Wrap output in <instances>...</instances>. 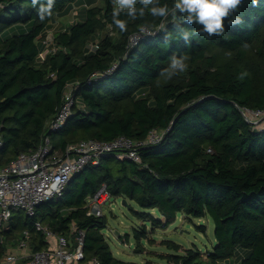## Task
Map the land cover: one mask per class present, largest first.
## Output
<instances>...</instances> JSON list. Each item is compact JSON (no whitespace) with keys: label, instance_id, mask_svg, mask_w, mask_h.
Returning a JSON list of instances; mask_svg holds the SVG:
<instances>
[{"label":"trees","instance_id":"trees-1","mask_svg":"<svg viewBox=\"0 0 264 264\" xmlns=\"http://www.w3.org/2000/svg\"><path fill=\"white\" fill-rule=\"evenodd\" d=\"M78 2L55 0L52 15L40 21L29 0H0V165L38 146L70 86L76 97L73 113L50 133L60 153L84 139L145 138L153 128L165 133L140 150L141 161L110 153L87 166L34 217L14 211L2 232L0 260L25 228L32 230L36 248L44 246L34 224L41 220L64 234L76 222L86 231L87 256L98 257L99 264H162L115 256L103 231L108 217L87 213L89 197L105 184L112 196L163 216L128 203L144 220L136 229L138 240L148 235L147 220L153 230L175 222L180 213L214 220L217 245L212 250L204 255L189 247L162 254L170 263L230 264L241 246L249 253L239 264H264V129L240 108H264V0L259 5L244 0L238 13L244 23H226L223 36L201 32L187 43L181 38L170 44L159 29L161 18L147 14L132 20L121 12L128 20L121 30L112 18L118 0H104L88 6L83 20L58 30L56 51L41 60L47 31ZM164 23L173 36L178 34L171 16ZM141 24L156 32L131 46L130 36ZM95 41L99 48L90 50L88 44ZM173 52L186 54L188 67L168 78L162 69ZM162 242L176 251L183 248L174 240Z\"/></svg>","mask_w":264,"mask_h":264},{"label":"built area","instance_id":"built-area-1","mask_svg":"<svg viewBox=\"0 0 264 264\" xmlns=\"http://www.w3.org/2000/svg\"><path fill=\"white\" fill-rule=\"evenodd\" d=\"M152 28L144 26L130 36L131 46L137 45L143 38L154 34ZM53 41V46L50 43ZM46 48L55 52V40H47ZM90 50L99 48L97 41L88 44ZM115 66V65H114ZM74 89L70 86L65 91V100L57 113L47 122V131L35 149L22 151L9 163L0 165V242L4 241L3 231L10 224L14 211L22 210L34 217L39 206L64 194L72 177L91 164H98L101 158L114 153L120 158L141 161L140 150L162 140L165 131L157 128L150 130L145 138H133L119 135L111 140L84 139L67 146L64 153L57 151L50 136L60 129L73 113L76 103ZM246 119L264 129V108L240 107ZM49 131V132H48ZM4 147L2 126L0 124V153ZM211 150V149H209ZM113 196L103 184L89 197L88 214L103 215L102 200ZM35 228L44 235L45 245L36 248L32 230L21 231L15 243L10 244L0 264H99L98 257H89L85 250L86 231L73 222L70 234L57 232L51 225L41 220L34 221ZM9 227V226H8Z\"/></svg>","mask_w":264,"mask_h":264},{"label":"rangeland","instance_id":"rangeland-1","mask_svg":"<svg viewBox=\"0 0 264 264\" xmlns=\"http://www.w3.org/2000/svg\"><path fill=\"white\" fill-rule=\"evenodd\" d=\"M72 4V9L68 14L57 17L53 23V27L47 31L45 39L49 41L54 40L56 32L62 29V26H68L73 21L83 20L86 17L85 10L88 6L93 4L103 5L104 0H93L92 2L79 0L77 4ZM76 10H82L81 14H77ZM50 46H53V41L50 43ZM49 53H51V47L43 53L44 59L47 58ZM123 199L124 197L121 195L105 200L103 197L102 199L104 200V214L108 217V224L103 231L111 244L115 256L120 259L134 260L140 263L146 260H153L162 264H172L162 254L172 252L183 253L185 248L198 247L206 255V251L212 250L217 245L215 222L210 216L201 218L186 216L184 213L178 214L176 221L170 225L159 226L155 230L152 228L151 221L147 220L148 235L141 236V239L138 240L136 229H142L144 220L136 215L128 205L124 204ZM127 202L139 211H149L160 218L163 217L157 209H144L138 206L134 200L127 199ZM203 224L206 226V230L201 229ZM166 239L180 243L183 248L176 251L168 247L162 242ZM248 253L249 249L241 246L238 247L237 256L229 263H241Z\"/></svg>","mask_w":264,"mask_h":264},{"label":"clouds","instance_id":"clouds-1","mask_svg":"<svg viewBox=\"0 0 264 264\" xmlns=\"http://www.w3.org/2000/svg\"><path fill=\"white\" fill-rule=\"evenodd\" d=\"M35 8L40 21L46 20L53 13L55 0H29ZM253 5H259L261 0H249ZM244 0H118L112 10L113 22L121 30H126L128 20L121 18L120 13L125 12L127 17L136 20L150 14L152 17L161 18L159 29L164 32V41L170 44L173 39H183L186 43L198 34L205 33L211 36H223L226 33L227 24H243L244 18L238 14ZM176 26L178 34L173 36L172 31L164 21L169 17ZM227 18V20H225ZM187 25H197L189 28ZM141 31L144 25L140 26ZM187 55L173 52L168 65L162 72L171 78L177 72L184 71L188 67Z\"/></svg>","mask_w":264,"mask_h":264},{"label":"crops","instance_id":"crops-1","mask_svg":"<svg viewBox=\"0 0 264 264\" xmlns=\"http://www.w3.org/2000/svg\"><path fill=\"white\" fill-rule=\"evenodd\" d=\"M87 2H92L93 0H85ZM77 4V3H76ZM76 13L78 12V10L75 11ZM60 17V16H59ZM56 21V20H55ZM66 26H62V29L65 28ZM5 241V240H4Z\"/></svg>","mask_w":264,"mask_h":264},{"label":"water","instance_id":"water-1","mask_svg":"<svg viewBox=\"0 0 264 264\" xmlns=\"http://www.w3.org/2000/svg\"><path fill=\"white\" fill-rule=\"evenodd\" d=\"M123 203L126 204V205H128V202H127V199L126 198L123 199Z\"/></svg>","mask_w":264,"mask_h":264}]
</instances>
